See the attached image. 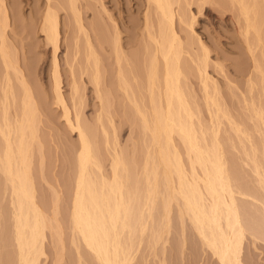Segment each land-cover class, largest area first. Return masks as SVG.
Wrapping results in <instances>:
<instances>
[{"label": "bare ground", "instance_id": "obj_1", "mask_svg": "<svg viewBox=\"0 0 264 264\" xmlns=\"http://www.w3.org/2000/svg\"><path fill=\"white\" fill-rule=\"evenodd\" d=\"M97 1L111 26L109 24L101 29L98 24L100 17L98 21L96 15V22L83 23L77 0H44L42 9H36L32 14L33 26L42 36L43 56L51 58V103L59 109L65 127L76 135V144L68 149L72 153L70 162L74 159L76 162L75 178L73 185L65 186L64 191L70 199L68 218L72 229L87 250L91 263L132 264L137 250L133 247L143 241L141 235L147 227L146 219L154 221L153 211L160 198L162 216L159 222L162 219L165 224L170 222V206L174 201L179 218L188 217L216 264H245L242 257L245 227L239 205L235 203L231 172L224 162V147L218 140L219 114H224L225 104L220 102V89L207 70L210 49L193 30V23L201 11L205 16L212 14L209 6L218 12L221 20L234 18L233 27L242 37L252 64L251 70H245L248 91L252 92L254 85L259 84V94L264 96V0H196L197 13L191 12L190 0H143L141 20L132 22L131 28L135 31L125 43L121 39V21L118 19L117 22L112 17L105 1ZM13 4L10 6L5 0H0V173L13 210L10 217L13 219L16 247L15 257L12 256L14 262L12 257L7 258L10 253L5 260H12L10 264H38L39 256L44 254L45 230H50L52 223L43 211L45 198L36 193L31 157L37 144L41 173L43 149L38 126L48 125L52 120L45 97H40L31 85L27 66L25 68L23 64L20 67L10 39V24L17 23L19 18V8L16 3ZM60 9L68 13L66 20H60ZM62 25L65 29H69L70 25L74 29L72 41L69 38L73 43V55L70 61L68 58L66 61V51L64 61L68 66L65 78L67 94L61 88L62 72L57 56L64 33ZM80 35L85 46L83 62L77 56ZM62 43L67 48L71 45L67 40ZM94 43L102 46L107 60L112 56V66L101 65ZM125 47L130 50H125ZM215 64L217 66V62ZM85 76L92 84L97 99L93 125L87 124L81 117L85 99L80 87ZM193 78L198 80L201 99L211 114L209 127L200 122L199 101L196 95L189 92ZM12 80L17 81L16 89ZM82 87L85 88L84 85ZM252 96H249L246 105L257 119L256 123L264 127V102H255ZM112 101L116 108L128 111L129 116L125 120L130 122V129L139 119L143 146L142 150L138 148L140 144L138 149H131L130 155L140 157L141 154V180L132 176L124 151L118 149V127L110 109ZM106 124L111 128L112 138ZM239 130L236 128L235 131ZM181 149L187 158L184 159L188 161V169L182 161ZM106 155L110 157V176L106 175L101 165ZM50 186L53 207L50 216L56 220L62 192L55 188L58 185L54 188ZM144 209H147L146 219ZM155 226L154 231L159 232L161 229L158 231ZM157 232L151 236H156ZM160 236L159 232L148 242L155 246Z\"/></svg>", "mask_w": 264, "mask_h": 264}, {"label": "rangeland", "instance_id": "obj_2", "mask_svg": "<svg viewBox=\"0 0 264 264\" xmlns=\"http://www.w3.org/2000/svg\"><path fill=\"white\" fill-rule=\"evenodd\" d=\"M5 1L7 2V5L10 6L14 5L13 3H16L19 8L18 21H16L17 23L15 24H10L11 30L9 29V36L11 41H13V45H14L13 47L16 50L15 52L18 57L20 67L24 64L23 66L25 68L27 66V70L29 69L30 73L28 74L29 77L28 79H30L33 88L35 87L34 89H36V92L37 93L39 92L38 95L40 97H45L44 100L45 102H47L46 104L49 105L48 108L49 117L52 120L48 125L40 124L38 126V132H39L38 134L41 137V143L43 149L42 150L43 165H42L41 173L39 171L40 158H39V153L37 152V146H36L37 144H35L34 146L35 148L33 150L32 153L33 155L31 157L32 159L31 163L33 165L32 167L34 173L32 177L34 178L33 182L36 188V193L40 197L45 198L46 204L43 207V211H45L44 213L46 214L47 217H50V219L49 218L48 219L51 220L50 221L52 223L51 227L52 228L54 227L53 229L51 228L50 230L49 229L45 230L44 233L45 239L43 241L44 254L39 256L38 264H92L89 259V255L86 253L87 250L82 245L81 240L79 239L77 233L72 229L70 218H68L70 214V208H69L70 199L69 197L67 198L64 191L66 189L65 186L68 187L73 185V181L75 178L74 176L76 171V165H75L76 162L75 159L70 162V155L72 153L71 152L69 153L68 149H71L72 146L76 144V135L70 133L69 130L65 127L62 117H60L59 109H57L55 105L51 103L52 100L49 95L50 94L49 93L50 90L49 61L51 60V58L50 56H43V50L41 46L42 36L40 35V32L37 31V28L33 26L34 21L32 19L33 18L32 14L36 11V9L38 11L42 9L44 0H5ZM96 1L77 0V4L80 8V15L83 23L89 24L90 22H94V21L96 22L100 17L99 18L100 21L98 20L99 21L98 24L99 27L101 26L100 27L101 29H103L104 26L107 25L109 26V24L111 26L112 23L108 24V22L111 21L107 18V15L103 11H100L101 9L100 4L98 1L97 2ZM103 1H105L104 3L106 7L110 10L112 17H115L116 21L119 19L118 21L122 22V23L120 22V30L122 32L121 39L122 42L125 43L131 37L132 32L135 31V28L133 29L131 28L132 22L133 21L139 22L141 20V15H142L141 9H143V5H142L143 0H103ZM190 2H191L190 3L191 12L196 11L197 13L198 4L196 3V0H190ZM209 8L212 11V14L210 13L209 16H205L204 11H201V13H197L195 18L196 21H194L193 23L194 25L193 30L195 31V33L199 34V36L204 41H206L208 48L210 49L209 50L210 59L208 61L209 63L207 66L208 68L207 70L212 80L214 79L217 88L220 89L219 90L220 100H221L220 102H223V104H225L226 110H224V114L223 113H222L223 115L219 114L221 118L219 117L220 124L218 129L219 130L218 137L219 136L220 137L218 138V140L224 147L223 148L225 153L223 156V158L225 159L224 162L229 173L231 172L230 182L232 185L231 187L234 191L233 195L235 198V203L237 204V206L239 205L238 207H239L240 216L243 219L241 221L245 227L243 244H242V257L245 264H264V239H263L264 238V233H263L264 232V211H263L264 210V127L260 125V123H256L257 119L251 113L249 106L247 107L246 105V103L249 101V98L252 95H254V97L252 96L254 101L260 103L264 102V96H262L263 93L262 95L259 94V88H258L259 84L254 85L252 92H250L251 94L248 91L249 85L248 82L246 81L248 76L245 70L246 71L251 70L252 64H251L250 55L248 54L245 48L242 37H240L235 26L233 27L234 18L233 20L231 18L221 20L219 19L220 16L218 12L212 9L213 8L212 6H209ZM65 12L66 11H63V9L62 10L60 9L58 12V14L60 15V20L62 21L66 20L68 16V13L66 14ZM95 17L97 18V20ZM100 22L102 24L105 23V25L104 24L103 26L102 24L100 25ZM62 27L61 29L64 30V33H62V37L60 38V45H59L60 47H59V51L57 52L58 53L57 56L59 61V68L60 71L62 72L61 88L64 94L65 93L67 94L68 86H66L65 78L67 75L66 72L68 66H66L67 63H65L64 61L67 58L70 61V59L72 58L71 56L73 55L72 53L74 51V48H73V43L71 42L72 41L71 36L73 34L74 29L72 28L73 26L71 27V25L69 26V29L68 28L65 29L63 25ZM70 29L73 30L71 31ZM69 38L71 41L69 40ZM63 40H67L68 44L71 45L68 46V48L65 45H62ZM79 41H78L79 50L77 56L79 57L78 60L80 59V61L83 62L82 60L84 57V53L82 52H85V46H83L84 41L81 35L79 36ZM93 45L96 54H99L97 56H99L100 61L102 62L101 65L112 66L113 65L112 56L110 57V59L107 60V57L105 56L107 53H105V50L102 48V46L96 43H94ZM124 49L130 50L129 47H125ZM66 51H67L66 53L67 55L65 59ZM68 59L66 61H68ZM106 62H108V64ZM215 62H217L218 67L215 66L216 65ZM0 68L2 67L0 66ZM242 69L243 71H241ZM1 70L2 69H0V71ZM84 78H85L84 84L82 82L80 87L81 93L84 94V99H85L84 100L85 102H83L84 107L81 111L82 112L81 117L83 118L84 122H86L89 125L90 124L93 125V123L95 122L94 118L96 113L95 108H97L96 107L97 99L95 98V94L92 89L93 88L92 84H89L90 81H88L89 80L88 77L85 76ZM14 80H12V85L14 84L13 88L16 89L17 81L15 82ZM83 85L85 86L84 89L82 87ZM190 85H191V90L189 92L191 94L196 95L199 101L198 102L200 105L199 114L201 115V116L199 115L200 116L199 120L204 126L206 125L207 127H209L211 124V122L209 121L212 120L211 114L208 111V109L205 107L203 103V99H201L202 96H200L201 93L199 91L200 84L197 79L193 78L192 82H190ZM92 94H94V97ZM256 95L257 96L259 95L258 96L259 98ZM112 102L111 105L113 107L111 106L110 109L114 117V124L116 128L118 127L116 132L118 149L124 151L125 160L127 163L130 164L132 176L134 177L136 176L141 180L142 178L141 168L143 164V159L141 157V154L140 157L138 156L132 157V155H130V153L132 154L131 149H134V147L135 149L141 147L142 150L143 142L141 141V133H140L141 128L140 129L138 128L140 127L139 119H136L135 123L133 124L135 127L132 125L130 129L129 128L130 122L125 120L128 118L127 116H129L128 111L127 112L121 111L119 108H116V104ZM262 105L264 106V103ZM136 118H138V115ZM230 123L231 124L233 123L234 125H232L231 127ZM108 126L106 124L107 129L110 127ZM236 128L240 130L236 132L235 131ZM108 132L110 136L111 128L108 129ZM209 134L210 133H208V136ZM110 137L112 138V136ZM110 141H112V139H110ZM181 150L183 154L182 161L184 160L183 163L185 162L184 165L186 164L185 166L188 169V164H187L188 161L185 160L187 158L183 153V149ZM109 158L110 157L106 155L101 163L103 171L106 173L107 176H110L111 174V170H110L111 168L109 167L110 166ZM254 161L255 164L253 163ZM134 164H136L137 166ZM2 180H3L2 174L0 173V199H2V201L0 200V212L2 211L1 214L3 215V217L1 215L0 218L1 220L0 248L1 246H3L0 249V260H1L0 264L3 263L10 264L12 260H7L6 262L5 259L7 258L10 259L12 256H14L13 254H15L16 252L15 242L13 240V223H12L13 219L10 217L12 216L13 210L11 208V205H9L10 203L8 200V196H9L8 190H5L6 186L4 185V180L3 181ZM50 185H52L53 188L56 185H58L59 187L56 186L55 188H59V190H61L60 193L62 192L60 194V201L58 202L57 205L56 220L55 219L52 220L53 218L50 216L52 215L53 212L52 211L53 207L51 205L52 187ZM158 199L156 202L157 207H155L153 211L154 217H152V219H154V221L151 219L149 220V218L146 219L147 209L146 210L144 209L145 210L144 218L147 220L146 223L147 227L145 226L143 231L144 233L141 235L143 241L141 240L139 246H137V243H135V247H133L134 250L135 249L137 250L135 253V258L132 261V264H136V263L138 264H142V263L143 264H216L214 262V258L210 256L209 251L203 245L196 230L194 229V227H192L193 225L191 224L188 217L184 215L183 218H179L178 208L174 201L171 202V206H170L171 208L170 222H168V224H165L166 222L164 223L163 219L160 221L161 223L159 222V220L161 219L160 217L162 216V215L160 216L162 212L161 210L162 208L160 206L161 204L160 198ZM246 210L247 212H245ZM244 212L246 213V215ZM241 213H243L245 216H243V214ZM154 226L158 231L161 229L159 231L161 235L160 236L161 238L159 239L160 241L157 242L155 246L148 242L150 239L159 235V232L154 231L155 230ZM54 231L57 232L55 233ZM155 232H157L156 236L154 237L151 236L153 233H154L153 235H155ZM5 235H7L6 236L7 239L4 238ZM125 235L126 232L124 233V236ZM138 235L139 234L137 233V237ZM8 249L10 250V252ZM8 253H10L11 256L8 255ZM7 255L9 257H7ZM56 255L59 257H56ZM14 257H12L13 262L15 260ZM162 260L164 261L162 262Z\"/></svg>", "mask_w": 264, "mask_h": 264}]
</instances>
